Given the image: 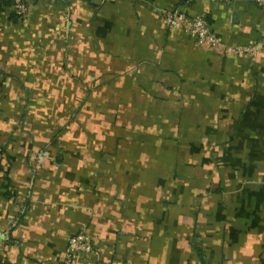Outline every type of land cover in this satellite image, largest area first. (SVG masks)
I'll use <instances>...</instances> for the list:
<instances>
[{"label":"crops","instance_id":"1","mask_svg":"<svg viewBox=\"0 0 264 264\" xmlns=\"http://www.w3.org/2000/svg\"><path fill=\"white\" fill-rule=\"evenodd\" d=\"M29 7H0V264H63L79 230L93 250L73 264H264V8ZM174 10L263 45L202 48Z\"/></svg>","mask_w":264,"mask_h":264},{"label":"built area","instance_id":"2","mask_svg":"<svg viewBox=\"0 0 264 264\" xmlns=\"http://www.w3.org/2000/svg\"><path fill=\"white\" fill-rule=\"evenodd\" d=\"M5 1H9L11 3V10L16 18L24 19L29 13V6L33 0H0V3ZM211 1L224 2L227 4L241 1L255 4L264 8V0ZM163 21L167 28L184 32L186 35L191 37L198 46L208 50H218L223 54L235 57L248 56L252 61H254L257 57L259 46L263 45L259 43L248 46L226 45L210 29L207 21L201 16H188L185 13L174 10L171 12H166L164 14ZM92 250L93 243L91 237L85 230H79L67 241L63 264H73L77 258L89 256L92 253Z\"/></svg>","mask_w":264,"mask_h":264},{"label":"trees","instance_id":"3","mask_svg":"<svg viewBox=\"0 0 264 264\" xmlns=\"http://www.w3.org/2000/svg\"><path fill=\"white\" fill-rule=\"evenodd\" d=\"M1 6L11 7V3L9 1H5V2L0 3V7Z\"/></svg>","mask_w":264,"mask_h":264}]
</instances>
